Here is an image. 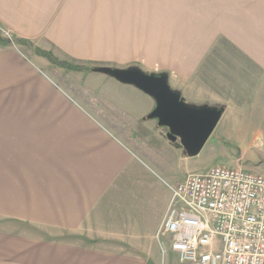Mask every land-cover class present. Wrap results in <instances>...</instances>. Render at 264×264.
Returning a JSON list of instances; mask_svg holds the SVG:
<instances>
[{"label":"crops","instance_id":"1","mask_svg":"<svg viewBox=\"0 0 264 264\" xmlns=\"http://www.w3.org/2000/svg\"><path fill=\"white\" fill-rule=\"evenodd\" d=\"M225 2L218 34L223 59L211 45L203 66L173 58L168 83L186 103L225 106L217 125L222 136L223 121H230L226 135L234 129L239 139H262L264 0ZM82 73L100 81L88 85L91 103L49 77L9 97L0 71V218L51 237L18 242L0 264H180L156 238L173 184L149 177L147 164L176 174L178 183L214 163L201 154L190 162L170 144L168 130L148 118L151 96L107 75ZM247 158L252 164L238 168L264 176V153L252 149Z\"/></svg>","mask_w":264,"mask_h":264},{"label":"rangeland","instance_id":"2","mask_svg":"<svg viewBox=\"0 0 264 264\" xmlns=\"http://www.w3.org/2000/svg\"><path fill=\"white\" fill-rule=\"evenodd\" d=\"M223 1L0 0V40L6 41L0 43V71L4 72V86H9L4 94L12 97L13 90L49 77L70 96L91 103L94 97L88 85H96L99 79L66 69L60 65L64 61L109 69L134 68L167 79L172 75L173 58L186 65L190 60L192 65L197 61L203 66L204 51L210 45L220 61L223 38L218 34L226 4ZM211 59L215 60L207 57ZM211 108L220 109L221 115L225 111V106ZM231 123L223 121V136L219 126L215 128L199 153L214 167L238 168V164H252L247 158L252 149L264 153V138L239 139L234 129H228L226 135L225 128ZM169 142L181 150L182 156L191 158L190 162L195 160L179 141ZM156 165L148 162L149 177L164 187L178 181L176 174L167 176ZM181 166L184 168V164ZM172 167L175 172L174 161ZM36 238L51 239L26 222L0 218V255L10 256L12 246ZM159 257L163 258L161 251Z\"/></svg>","mask_w":264,"mask_h":264},{"label":"built area","instance_id":"3","mask_svg":"<svg viewBox=\"0 0 264 264\" xmlns=\"http://www.w3.org/2000/svg\"><path fill=\"white\" fill-rule=\"evenodd\" d=\"M168 189L156 238L180 264H264V176L211 167Z\"/></svg>","mask_w":264,"mask_h":264},{"label":"water","instance_id":"4","mask_svg":"<svg viewBox=\"0 0 264 264\" xmlns=\"http://www.w3.org/2000/svg\"><path fill=\"white\" fill-rule=\"evenodd\" d=\"M118 82L134 86L155 101L151 118L168 130L167 137L179 141L190 156L200 153L218 125L221 113L211 107L191 109L175 93L164 75L148 74L137 69H109L103 73Z\"/></svg>","mask_w":264,"mask_h":264},{"label":"trees","instance_id":"5","mask_svg":"<svg viewBox=\"0 0 264 264\" xmlns=\"http://www.w3.org/2000/svg\"><path fill=\"white\" fill-rule=\"evenodd\" d=\"M0 43L1 44H6V41L0 40ZM60 65H62L63 67H65L68 70L81 71V72H85V73H99V74H102L103 73V70H104L103 67L98 66V65H89V64H86V65H74V64H67V63H61ZM131 69H134V68H131ZM174 92L177 93V94H179L176 91H174ZM180 97H181V95H180ZM181 99L186 104V106H188L189 108L196 109V110L201 109V107L200 108L199 107H194V106L186 103L185 100L182 97H181ZM202 108H204V107H202ZM217 110L221 113V110L220 109H217ZM151 116H152V113L149 114L148 118H151Z\"/></svg>","mask_w":264,"mask_h":264}]
</instances>
